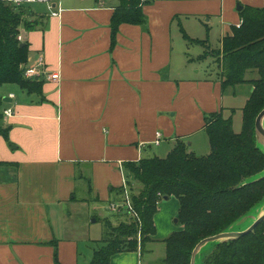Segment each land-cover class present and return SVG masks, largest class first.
<instances>
[{"label": "crops", "instance_id": "0c3cea01", "mask_svg": "<svg viewBox=\"0 0 264 264\" xmlns=\"http://www.w3.org/2000/svg\"><path fill=\"white\" fill-rule=\"evenodd\" d=\"M145 1L148 25L121 24L114 44L111 18L118 0H61L58 16L45 5L44 11L35 10L45 15L40 27L21 29L22 42L29 45L26 67L41 68L43 61L59 79L44 78L41 94L16 83L0 87L8 99L3 110H12L11 116L4 114L9 140L0 135V161L8 163L0 165V264H56V253L62 264H85L81 240H101L106 225L100 237L92 238L78 207L107 202L111 208L127 182L126 162L164 158L178 140L191 139L189 151L196 154L193 136L206 131L204 114L222 110L225 116V108L234 109L225 107L219 66L215 79L204 78L202 70L198 76L200 69L183 72L182 66L196 58L185 45L175 56V32L186 27V20L205 16L210 33L217 19L218 50L232 27L241 24L239 0ZM240 1L264 5V0ZM196 33L186 34L208 48L199 52L201 58L212 47L209 37ZM184 116L189 121L183 124ZM152 146L158 152L149 156ZM78 185L87 196H78ZM179 208L178 198L164 199L154 217L155 235L135 251L114 254L110 264H144L145 251L153 252L155 245H149L157 242L165 244L164 260L165 240L183 228L172 223L179 222L174 221ZM93 255L88 248L86 264H92ZM155 259L150 255L147 263Z\"/></svg>", "mask_w": 264, "mask_h": 264}, {"label": "trees", "instance_id": "16d2710c", "mask_svg": "<svg viewBox=\"0 0 264 264\" xmlns=\"http://www.w3.org/2000/svg\"><path fill=\"white\" fill-rule=\"evenodd\" d=\"M111 18L112 41L123 23L148 25L145 0H118ZM240 26L222 39L218 55L208 51L220 68L223 88L250 83L253 91L242 109V130L236 132L233 117L222 110L204 114L211 152L198 156L178 140L167 157L126 162L124 174L129 197L137 216L125 211L117 225L105 220L106 231L97 241L92 264H110L114 254L135 251L156 233L154 217L165 197L179 199L177 214L182 230L165 240L163 264H191L192 252L203 239L227 231L264 201V151L258 146L255 122L264 109V5H243ZM45 15L32 5L16 7L0 0V87L16 83L30 93H42L43 81L26 78L24 70L29 45L21 46V29L35 30ZM191 43H202L191 39ZM258 71L259 79L247 78ZM4 99L0 93V135L9 140L10 125L4 121ZM234 112V109L232 110ZM8 164L0 161V165ZM125 202L126 189H118ZM236 226L234 227V229ZM56 264H62L56 253ZM203 264H264V221L249 234L215 244Z\"/></svg>", "mask_w": 264, "mask_h": 264}, {"label": "rangeland", "instance_id": "374dc122", "mask_svg": "<svg viewBox=\"0 0 264 264\" xmlns=\"http://www.w3.org/2000/svg\"><path fill=\"white\" fill-rule=\"evenodd\" d=\"M66 0H62V3H65ZM238 3H241V1L239 0ZM32 8L34 10H36L37 12L39 11H44L45 9V4H41V3H35L32 4ZM208 23V18L205 16L201 17V21L197 20V18L195 19V17H192V19L186 20L185 22V28L182 27L183 25H180L178 28V30L176 29V37H175V47H176V53L175 56L179 57V55H181V45L186 50V52L192 56H195L194 59V63L193 64H188L186 63V65H184V67L182 66L183 72H185L187 75L190 74H195L194 69H200V74L201 75V70H202V75L204 78L206 77H210L211 78H217L218 77V65L217 63L214 62V58L212 57V55L210 54H215L218 55L220 52H218V50H216L219 47V39H218V31H217V25H219V21L217 19L214 20V27H212L211 25H209L211 27V31L210 33H208V29L206 27ZM176 24H179L178 21H176ZM200 29V30H199ZM200 31L202 33V38H208L209 39V43L211 44V48H209V53L210 54H206L207 56L204 57L203 59L200 58L198 56L199 52L204 53L208 48L207 47H203L202 45H200V43H195L192 45H189V41L186 40L185 37V33H188L189 35H196L198 32ZM209 56V57H208ZM208 57V58H207ZM207 58V59H206ZM181 69V71H182ZM220 70V69H219ZM221 71V70H220ZM259 73L258 71L254 70L253 72H249L247 74V78H254V79H259ZM190 78V77H187ZM225 90V107H233L234 109H236V112L233 115V127L237 132H240L242 130V109L245 106L248 97H250L251 92L253 91V87L249 84V83H242V84H237L235 86H229L227 87ZM230 113L229 109L225 108L224 114L225 116H228ZM179 115H177L174 120H178L179 119ZM183 124L184 122L189 121V117L184 116L183 117ZM193 139L195 140V147H193L192 149L196 152V155L198 156H203V155H207V153H209L211 151V144L209 142V136L208 133L206 131L201 132L199 134H196L195 136H193ZM192 142V140L190 139L188 141V143ZM167 144L163 143L161 148L165 147ZM261 146V148L264 150V139L262 140V142L259 144ZM200 147V148H199ZM205 147V149H204ZM160 148V149H161ZM157 146H152V147H148L147 151L149 152V150L152 152V154H147L146 152V157L149 156H153L155 154H157ZM190 149V150H192ZM210 150L209 152L204 153L207 150ZM170 153V152H169ZM168 153V154H169ZM204 153V154H203ZM165 155L164 157L168 156ZM85 185V182L84 184ZM129 190V188H128ZM77 194L80 197H84L87 196V191L84 188V190L82 191V186L78 185V189H77ZM119 203H122V201H120ZM82 208V209H81ZM262 208L264 209V201L259 203L256 207H254L250 212H249V217L247 218L246 221H244L243 223H241L240 225L236 226L237 228H244L248 225L251 224V222L253 221V218L256 217V215L258 214L259 210ZM81 209V210H80ZM78 210L80 212H82L81 214L84 216V221H82V224L86 223V226H91V235L92 238H96L97 236L100 237V235L103 232L104 229V225L105 224V220L109 219L111 220V222L113 221L114 223H119L120 219H124V218H119L118 213L114 212L111 208H110V203H83L82 205H80L78 207ZM78 211V212H79ZM124 211L120 212L123 213ZM98 217V221L97 222H93V220H95V218ZM178 219L177 216L174 218V221ZM76 222L78 224V227H82L79 225V222L81 223V220L78 219L77 221V217H76ZM117 223V224H118ZM176 227L181 228L182 225L177 222L174 223L172 222ZM116 224V225H117ZM107 230V229H106ZM105 230V231H106ZM96 236V237H95ZM87 241V242H86ZM97 242H93V241H89L87 239H82L81 240V259L83 262H85V264L87 263V250L88 248H90V250H95L97 248ZM151 245H155L156 249H154L153 252H151L150 254L147 253V251H145L144 253V264H148L147 260L150 258V255H155L156 259H155V264H163V258H164V253L166 251L165 248V244L162 242H157L156 244H150L149 247ZM215 244L214 243H210L209 245H207L202 252L199 255V260L197 261V264H203L204 260L206 257H208L213 249H214Z\"/></svg>", "mask_w": 264, "mask_h": 264}, {"label": "water", "instance_id": "95a60500", "mask_svg": "<svg viewBox=\"0 0 264 264\" xmlns=\"http://www.w3.org/2000/svg\"><path fill=\"white\" fill-rule=\"evenodd\" d=\"M237 9L238 11H241L243 9V5L241 3L237 4ZM21 46H25L26 43L25 42H21L20 44ZM4 101H7V98H3ZM255 128H256V138H257V144L258 146L261 148V146L259 145L262 140L264 139V109L258 114L257 118H256V122H255ZM262 149V148H261ZM263 150V149H262ZM264 151V150H263ZM264 174V173H263ZM169 197H165V199H168ZM249 217V214L244 216L242 219H240L235 226L240 225L241 223H243L244 221L247 220V218ZM176 221H178V219H176ZM264 221V209L262 208V210L260 209L258 214L256 215L255 218H253V221L251 222L250 225L244 227V228H235L231 227V229L218 233L216 235L207 237L203 240H201L195 247V249L192 252V259H191V264H197V261L199 260V255L202 252V250L209 245L210 243H218V242H224V241H228L230 239H235V238H239L242 236H245L247 234H249L250 232L254 231V229Z\"/></svg>", "mask_w": 264, "mask_h": 264}, {"label": "built area", "instance_id": "2783aa9c", "mask_svg": "<svg viewBox=\"0 0 264 264\" xmlns=\"http://www.w3.org/2000/svg\"><path fill=\"white\" fill-rule=\"evenodd\" d=\"M2 1L7 3V4H12L16 7L32 5L35 3H42V4H45L47 6V8L50 11V14L52 16H58L60 14V12L62 11L61 0H2ZM18 38L20 41L23 40L21 34L18 36ZM39 65L41 66V68L26 67L24 70V76L26 78H35V79H39V80H43L46 77L49 79H59V74H57V73L49 74L48 73V70L45 68V63L43 61H40ZM4 114L6 116H11L12 110L6 109L4 111ZM160 137H161V134L157 133V140H156L157 144L160 142ZM125 189H126V200H125V202H122V203L113 202L111 204V209L116 213H120L122 211H124V212L128 211V212H131V214L133 216H137L136 215L137 213L134 211L133 206H132L131 201H130L127 182L125 183Z\"/></svg>", "mask_w": 264, "mask_h": 264}]
</instances>
